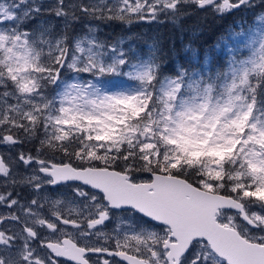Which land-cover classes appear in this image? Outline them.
<instances>
[{
  "label": "snow or ice",
  "instance_id": "obj_1",
  "mask_svg": "<svg viewBox=\"0 0 264 264\" xmlns=\"http://www.w3.org/2000/svg\"><path fill=\"white\" fill-rule=\"evenodd\" d=\"M237 12L213 68L125 47ZM0 264H264V0L0 2Z\"/></svg>",
  "mask_w": 264,
  "mask_h": 264
},
{
  "label": "trees",
  "instance_id": "obj_2",
  "mask_svg": "<svg viewBox=\"0 0 264 264\" xmlns=\"http://www.w3.org/2000/svg\"><path fill=\"white\" fill-rule=\"evenodd\" d=\"M243 16V12H237L223 20L215 19L214 22L209 17L207 23H204L201 13H197L179 19L178 23L177 21L176 23L162 22L143 28L137 26V28L133 27L132 33L139 34V38L133 39L132 42H136L134 48L137 52L148 57L151 51L148 46L156 41L158 55L163 58L165 64V74L174 73L179 65L189 70H206L214 66L217 61L224 62V60L218 56H212L211 66H207L204 65L203 55H212V47L223 41L228 32L234 33L236 22ZM245 18L247 24L253 22L252 15L246 14ZM120 34L121 30L118 27L104 28L101 36L115 39Z\"/></svg>",
  "mask_w": 264,
  "mask_h": 264
},
{
  "label": "rangeland",
  "instance_id": "obj_3",
  "mask_svg": "<svg viewBox=\"0 0 264 264\" xmlns=\"http://www.w3.org/2000/svg\"><path fill=\"white\" fill-rule=\"evenodd\" d=\"M0 2H10V0H0ZM44 2L47 3V0H44ZM243 14H244V16L242 18H245L246 14L251 15L250 13H246V12H243ZM201 15L204 16L203 13H201ZM252 19H253L252 23L247 24V22H245V25H243V27L240 26V23H239L240 20H238L236 22V28L234 27L235 32L234 33L228 32L226 37L223 39V41H221L219 44L213 46L211 49V52L213 53L212 55H210V54L209 55L208 54L203 55L204 65L208 66L211 64L210 62L213 61V60H211L212 56H215V57L218 56L225 61L230 50L232 52H246L247 49L245 46L247 45L250 38L254 39L256 37L257 29L260 26V22L257 21L254 16H252ZM213 22H214V20H213ZM161 23L162 22L151 23V24L143 23L139 26L141 28H143L145 26L147 27V26H151V25H155V24H161ZM174 23H176V22H174ZM177 23H178V21H177ZM136 28H137V26H136ZM192 36H195V35L192 34ZM107 39L110 42L112 40H114L110 37H107ZM135 45H136V42H132V40H131V42H128L125 44V47L126 48L135 47ZM137 53H139V52H137ZM139 55H140L141 59L147 58L146 56H142L141 53H139ZM214 66H212L211 68H213Z\"/></svg>",
  "mask_w": 264,
  "mask_h": 264
}]
</instances>
